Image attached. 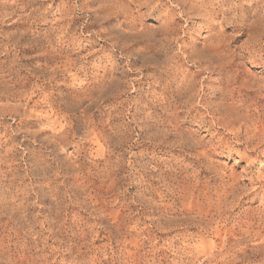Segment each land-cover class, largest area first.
Wrapping results in <instances>:
<instances>
[{
    "label": "rangeland",
    "instance_id": "374dc122",
    "mask_svg": "<svg viewBox=\"0 0 264 264\" xmlns=\"http://www.w3.org/2000/svg\"><path fill=\"white\" fill-rule=\"evenodd\" d=\"M0 264H264V0H0Z\"/></svg>",
    "mask_w": 264,
    "mask_h": 264
},
{
    "label": "bare ground",
    "instance_id": "6f19581e",
    "mask_svg": "<svg viewBox=\"0 0 264 264\" xmlns=\"http://www.w3.org/2000/svg\"><path fill=\"white\" fill-rule=\"evenodd\" d=\"M230 150V149H229Z\"/></svg>",
    "mask_w": 264,
    "mask_h": 264
}]
</instances>
